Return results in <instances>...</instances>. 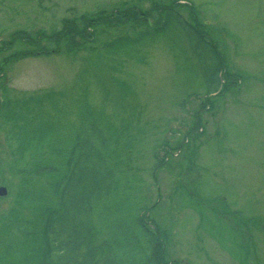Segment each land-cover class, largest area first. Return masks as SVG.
Segmentation results:
<instances>
[{
    "label": "rangeland",
    "instance_id": "1",
    "mask_svg": "<svg viewBox=\"0 0 264 264\" xmlns=\"http://www.w3.org/2000/svg\"><path fill=\"white\" fill-rule=\"evenodd\" d=\"M170 1L0 0V186L9 190L0 196V264H34L41 212L69 201L73 187L89 204L75 224L66 220L65 238L82 242H66L67 263L108 240L121 264H156L145 226L163 229L175 264H264V0H176L193 4L206 40L178 22L157 24V12L131 11L75 49L13 57L35 47L17 31L30 38L64 18L131 5L149 13ZM216 39L231 86L206 100L217 83L206 43ZM31 133L43 142L23 144ZM104 135L114 177L96 157L68 164L75 142L85 150Z\"/></svg>",
    "mask_w": 264,
    "mask_h": 264
},
{
    "label": "trees",
    "instance_id": "2",
    "mask_svg": "<svg viewBox=\"0 0 264 264\" xmlns=\"http://www.w3.org/2000/svg\"><path fill=\"white\" fill-rule=\"evenodd\" d=\"M184 7L188 8V11L190 12L189 15L191 19H188L184 17V15L181 13L180 9H184ZM178 8V9H177ZM157 10V11H155ZM134 11L135 14L139 15L140 17H148L152 11L157 12L158 15L155 20H157V24H160V22L163 20L166 22V24L175 23L178 22L179 24L183 25L184 28H187L189 31V34L194 31V34L197 35L199 40H206L204 39L206 29L205 24L202 22L201 19H199L197 12L193 10V5L189 2L179 3L176 2V0H172L169 3H158L152 5L150 8L149 13L145 11H140L137 9L135 5H131L129 9H127L125 12H122L121 9L119 10H113L111 12H108L106 10L99 11L92 14H82L75 18H64L62 19V27L57 30H44L39 29L32 37L28 38L25 36L23 31H17L13 33L14 39L16 37L22 38L25 41L30 42L31 44H34V48H29L28 50H24L20 53L14 54L13 57L18 56H30V55H36L38 53H46L50 54L51 52L56 51L57 49H60L61 47H64L66 49H75L77 48V45L79 44V38L87 40L90 39L94 31L99 26L104 25L105 27L112 25L114 19H112L114 16H124L127 17L129 15V12ZM156 15L153 14V17ZM150 17H152L150 15ZM124 20V19H123ZM149 24V23H148ZM204 28V29H203ZM46 41H51L54 43L55 47H50L46 45ZM201 42V41H200ZM206 42V41H205ZM211 50V62L208 64V67L212 66L215 71L213 72L216 76L215 81H217L216 84L213 83V85L208 86V93L206 100L208 97L213 96L215 94L223 93L228 91L231 86L230 76L227 75V73L231 74L230 72H226V75L224 73L223 79H221L220 76V70L224 67L225 63L227 62V58L224 55L223 51L220 48V41L219 40H213L206 43ZM11 57V58H13ZM223 74V73H222ZM205 80L208 82L212 80L210 77L204 75ZM214 80V79H213ZM218 92V93H217ZM30 137V138H29ZM24 141L23 144L27 146V143L30 145L34 143L33 141H37L39 143L43 142V140L34 139L31 133V136H29ZM108 137L104 135L103 139H101L100 144L95 145L92 142H90V146L87 145V149L82 148V144L80 142H75L72 151H70V158L68 160V164H71V159L78 154L79 158H83L86 163L91 162L93 157H96V159H99V162L101 163V166L104 167L107 163V155L104 152V148L108 145ZM91 141V139H90ZM40 145V144H39ZM54 154L57 152L51 151ZM55 163H50L44 166L45 171L47 169H51V166ZM108 165V163H107ZM70 171H72L69 174L68 178L75 179L74 173L76 171V168L72 170V165H68ZM109 167V168H108ZM107 167V174L105 175V178L107 177H114V170L111 169V167L108 165ZM88 168V164H86L83 169L86 170ZM94 170H97V166L93 167ZM88 176L93 177V181H97L101 178V176L97 173H92ZM86 177V176H85ZM63 178L56 180V189L58 192L62 191V183ZM54 181V182H56ZM86 186V190L89 194L95 195L96 190L99 186L96 182H91ZM83 192V190H82ZM81 195V191H77L76 187L72 188L70 200H66V198L62 197L61 204L58 207L50 206L45 211L41 212L43 213V221L40 224L36 238H34L37 249L34 253H31L27 258L30 260H34V264H121L119 260L112 255V249L110 246H108V240L106 242H101L100 246L95 245L94 247L89 248L85 253H79V258L73 259L69 258L68 263L66 262V258H64L65 255V247L69 244V242L72 243V245L79 249L82 246L81 241H75L74 235L72 237L65 238V224L66 220L71 221L72 224H75L77 221V216L80 214L81 207L85 210V204L89 201L87 200H79L78 197ZM79 198V199H77ZM69 208V209H68ZM144 230L146 233H149L151 236V240L154 241V256L153 261L156 260V264H175L174 262H170L167 259V255L165 252V242L162 238L163 235L161 231L158 229L157 232H152L150 229L144 226ZM80 232H76V234L81 235V231H84L79 229ZM161 233V234H160ZM60 240V243L58 242ZM66 242L67 245H66ZM57 245V246H54ZM55 248H54V247ZM79 247V248H78ZM80 250V249H79Z\"/></svg>",
    "mask_w": 264,
    "mask_h": 264
},
{
    "label": "water",
    "instance_id": "3",
    "mask_svg": "<svg viewBox=\"0 0 264 264\" xmlns=\"http://www.w3.org/2000/svg\"><path fill=\"white\" fill-rule=\"evenodd\" d=\"M8 193V189L5 186H0V195H6Z\"/></svg>",
    "mask_w": 264,
    "mask_h": 264
}]
</instances>
